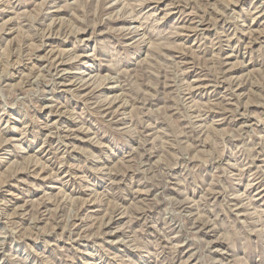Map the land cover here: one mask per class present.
<instances>
[{
	"label": "clouds",
	"instance_id": "9594fccd",
	"mask_svg": "<svg viewBox=\"0 0 264 264\" xmlns=\"http://www.w3.org/2000/svg\"><path fill=\"white\" fill-rule=\"evenodd\" d=\"M256 29L264 0H0V264H264Z\"/></svg>",
	"mask_w": 264,
	"mask_h": 264
},
{
	"label": "rangeland",
	"instance_id": "374dc122",
	"mask_svg": "<svg viewBox=\"0 0 264 264\" xmlns=\"http://www.w3.org/2000/svg\"><path fill=\"white\" fill-rule=\"evenodd\" d=\"M171 17H169V19H170ZM185 36L187 35L186 33L184 34ZM256 35L259 37V39H257V42H256V45H254V46H259V42H260V39H264V30H261V29H256ZM189 39H191V37H188ZM49 39H52L51 37H49ZM186 47H188L187 45H184L182 42L179 44V47H174V48H172L171 50L172 51H180L181 50V48H186ZM53 52H55V51H57V49H53L52 50ZM59 51H66L65 49H59ZM186 54V53H185ZM243 63V61L241 60V61H233V68H232V71L233 72H238L239 71V67H240V65ZM245 78V74L244 73H241L240 74V76H239V79H241V80H243ZM199 82V81H198ZM243 86V85H242ZM201 87H207V85H203L202 83H201ZM201 90V88L200 87H196V88H193V91L194 92H197V91H200ZM113 106H115V105H113ZM215 131L217 132V133H220V134H223L224 132H227L228 131V129H219V128H217V129H215ZM10 138H12V137H10ZM209 138H211V137H209ZM81 143H86V141H83L82 139H81ZM2 173H0V179H2ZM59 195V194H58ZM78 198H73V204L75 205V203H76V200H77ZM80 199H83V198H80ZM89 206H91V207H95V203H93V202H91L90 201V198L88 199V200H86V202H85V204L83 205V207H89ZM107 215H108V213L106 212L105 213V218L107 217ZM121 219H123V218H121ZM117 224V221L115 220V218H113V220H112V224H109L107 227L108 228H112L113 227V225H116ZM102 230H106V229H102ZM116 235H119V233H113V238L116 236ZM113 247H115V246H113ZM87 252L89 253V255H87L86 256V258L87 259H89V260H91L92 259V255H91V253L93 252V250L91 249V248H89V249H87Z\"/></svg>",
	"mask_w": 264,
	"mask_h": 264
}]
</instances>
